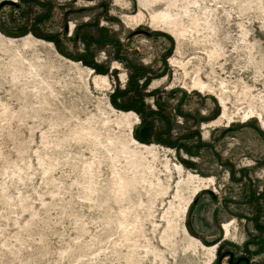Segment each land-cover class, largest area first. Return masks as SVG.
Instances as JSON below:
<instances>
[{"label":"rangeland","instance_id":"374dc122","mask_svg":"<svg viewBox=\"0 0 264 264\" xmlns=\"http://www.w3.org/2000/svg\"><path fill=\"white\" fill-rule=\"evenodd\" d=\"M39 1L61 6L44 30L94 26L109 68L7 34L19 0H0V264H264V0ZM127 62L187 114L195 152L133 137L109 97Z\"/></svg>","mask_w":264,"mask_h":264},{"label":"trees","instance_id":"16d2710c","mask_svg":"<svg viewBox=\"0 0 264 264\" xmlns=\"http://www.w3.org/2000/svg\"><path fill=\"white\" fill-rule=\"evenodd\" d=\"M11 6L16 11L9 14L10 26L5 31L7 34H25L31 32L37 38L51 41L60 54L81 61L82 64L91 67L95 72H108V62L98 64L94 61V57L99 51L101 44L106 41L101 34H99L101 36V39H99L97 38L99 35H94L88 31L87 28L94 26L80 24L79 27L83 29L81 37L74 31L75 35L72 38H67L63 25L60 32H49L43 29V26L51 18L52 9L60 5L39 0H19V2ZM35 8L39 9L35 10ZM13 20H16L15 23ZM79 40H82L84 43L83 52L74 50L69 52L67 47L64 46V41H71L75 45ZM127 64L129 74L125 87L123 89L116 87L109 97L111 104L115 108L125 111L132 110L137 114L139 123L133 127V137L141 143H156L178 151L183 150L186 153L195 152L194 149L201 147V145L193 143L191 131L185 130L180 126V132H177V135L175 134V114L177 112L183 116L187 114L185 115L177 109L179 105L175 108V104L170 103L171 93L153 91L146 94L144 89L150 79L147 67L138 62H127ZM153 94H155L154 97ZM147 95L153 97L154 109L145 102ZM182 163L188 166L185 160H182ZM263 194L262 192L261 196L254 197L257 201L254 207L258 216L261 215V212H264L262 205L258 204V201L264 200ZM260 198L261 200H259ZM258 228L263 230L264 225H259Z\"/></svg>","mask_w":264,"mask_h":264},{"label":"flooded vegetation","instance_id":"af4514ba","mask_svg":"<svg viewBox=\"0 0 264 264\" xmlns=\"http://www.w3.org/2000/svg\"><path fill=\"white\" fill-rule=\"evenodd\" d=\"M230 253L232 252L228 253V262L230 264H248L249 263V262H246V258H247L246 256L241 255V256H237L234 258V254L232 253L233 255L231 257Z\"/></svg>","mask_w":264,"mask_h":264},{"label":"bare ground","instance_id":"6f19581e","mask_svg":"<svg viewBox=\"0 0 264 264\" xmlns=\"http://www.w3.org/2000/svg\"><path fill=\"white\" fill-rule=\"evenodd\" d=\"M223 116V115H222ZM131 138V141L134 143V144H136V145H139V147H143V148H147V147H149L148 145H142V144H140L139 142H137L133 137H130ZM225 229H227V226L225 225ZM209 252H212L211 250H209Z\"/></svg>","mask_w":264,"mask_h":264},{"label":"water","instance_id":"95a60500","mask_svg":"<svg viewBox=\"0 0 264 264\" xmlns=\"http://www.w3.org/2000/svg\"><path fill=\"white\" fill-rule=\"evenodd\" d=\"M232 255H233V254H232V253H230V256H231V257H232ZM246 262H248V259H247V258H246Z\"/></svg>","mask_w":264,"mask_h":264}]
</instances>
